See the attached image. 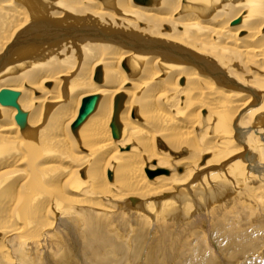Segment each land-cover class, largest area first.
<instances>
[{"label": "bare ground", "instance_id": "6f19581e", "mask_svg": "<svg viewBox=\"0 0 264 264\" xmlns=\"http://www.w3.org/2000/svg\"><path fill=\"white\" fill-rule=\"evenodd\" d=\"M1 88L0 264H160L172 231L264 225V0H0Z\"/></svg>", "mask_w": 264, "mask_h": 264}, {"label": "rangeland", "instance_id": "374dc122", "mask_svg": "<svg viewBox=\"0 0 264 264\" xmlns=\"http://www.w3.org/2000/svg\"><path fill=\"white\" fill-rule=\"evenodd\" d=\"M59 126H61V125L56 124L57 128ZM52 128H55L54 125L52 126ZM60 128L61 127H59L58 129H60ZM58 129H57V131H55V132H57L56 136L57 135H61L59 133ZM96 141H97L96 138H93V140H91V141L87 140V142L84 143V145L86 144L85 146H83L84 149L85 150H88V149L90 150L92 148L91 151L94 150V147H95L94 144H95ZM88 142H89V146L90 147L87 144ZM91 142H93V143H91ZM76 145H77V143H76ZM78 152H79L78 154H80V155L81 154L84 155L86 153V151H83V150L82 151L79 150ZM101 155H103V154H99L97 156L101 158ZM103 157H104V155H103ZM100 158H98V159H100ZM148 170L149 169H143V175H144V177L146 179H148V173H147ZM233 215H232V211L228 215L222 214V218L223 219H222L221 222L223 223V225H220V226H217V224L215 223L216 221L215 222L211 221V220L210 221H208V220L200 221V224L198 223L199 225L197 224L198 226L196 225L197 227L194 226L195 227L194 230L192 229L195 232L194 236L191 235L190 232H188V234L183 235L184 236L183 237V236H179L180 234H177V232L172 231L171 237L168 239L167 244H166V248H168V249L165 248L166 250L164 252H162L164 250L162 248V250L160 251V253L157 256V262H158V260H160L159 261L160 264H163V263L164 264H174L175 262H176L175 264H177V263L178 264H189V262L187 261V258L191 254L194 255V252H195V255H198V252H196V251H197V248L199 247V245H198L199 242L198 241H200V242L203 243L204 247L201 249V252H200L202 255H200V253H199V255L201 257H203V255L204 256L207 255L205 257L212 258L213 259V261H212L213 264H227V262H228V264H238V263H240V264H264V225H262L261 223L256 221L255 218H254L255 216L254 217L253 216L249 217L250 219L247 222L246 219L243 220L242 217L237 216L236 214H233ZM232 217H236V218H232ZM226 220L229 221V222H227ZM239 220L242 221V222L240 223ZM255 222H256V224H254ZM227 225H228V227H227ZM239 225H240V228H238ZM196 230H197V232H196ZM228 230L229 231L232 230V232L234 233L233 241H236V243L238 242L237 244L235 242H234L235 243L234 244L232 240H231L232 242H230V240H229L230 237L228 239L226 238L227 237L226 233H227ZM117 232H118V235L121 236V231L118 230ZM153 234H154V232L152 233V235ZM181 234H184V233H181ZM172 235H174V237ZM206 235H207V237H206ZM180 237H182V238H180ZM197 238H198V241H197ZM173 239H174L175 243H174ZM245 240H247V242H244ZM189 242H190V244H189ZM196 242H197V244H196ZM232 243L235 246L234 245L232 246ZM205 244H206L207 248L205 247ZM238 244H239V246H238ZM130 247L131 246L129 245L128 246L129 250H130ZM190 247H192L191 250H190ZM193 247H195V248H193ZM210 248H211V250H210ZM193 249H195V251ZM175 250L178 251V252H174ZM186 250H188L189 252L186 251ZM145 251H146V247L144 249V252ZM184 251L189 256L186 255ZM165 253H170V254L172 253L171 260L166 259V254ZM173 253H174V255H173ZM164 255H165V258H164ZM180 255H182V256H180ZM200 256H198V257H200ZM143 257H144V255H142V259H143ZM180 257H182V258H180ZM174 258H176L177 261ZM168 261H172L174 263H172V262L168 263ZM195 262L198 263L199 261H195ZM139 263L143 264V261H138L137 264H139ZM123 264H125V262Z\"/></svg>", "mask_w": 264, "mask_h": 264}, {"label": "water", "instance_id": "95a60500", "mask_svg": "<svg viewBox=\"0 0 264 264\" xmlns=\"http://www.w3.org/2000/svg\"><path fill=\"white\" fill-rule=\"evenodd\" d=\"M238 19L236 18L233 21H237ZM94 77L95 79L98 80V72H94ZM16 96H17V91L8 89V88H1L0 89V103L2 104H8V105H15L16 104ZM98 99V94H90L88 96H85L81 100L80 107L78 109V113L71 123V127L74 129L78 124H80L87 116L90 114L96 105ZM119 105V94H115L113 98V110H112V115L110 119V127H111V134L113 137H117L119 135V124L116 121V111L118 109ZM15 118L18 122H22L24 118V113L19 111L16 113ZM149 174V177H153L155 175H158L160 173H167V170L163 169H152L148 170L147 172Z\"/></svg>", "mask_w": 264, "mask_h": 264}]
</instances>
